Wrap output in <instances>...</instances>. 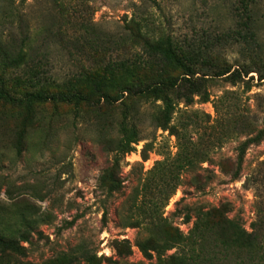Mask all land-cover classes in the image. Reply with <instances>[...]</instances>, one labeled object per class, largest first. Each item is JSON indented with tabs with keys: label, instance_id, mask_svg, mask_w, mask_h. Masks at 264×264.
Here are the masks:
<instances>
[{
	"label": "rangeland",
	"instance_id": "rangeland-1",
	"mask_svg": "<svg viewBox=\"0 0 264 264\" xmlns=\"http://www.w3.org/2000/svg\"><path fill=\"white\" fill-rule=\"evenodd\" d=\"M135 3L157 24L152 34H174L194 48L189 79L181 69L164 72L180 77L168 93L174 127L157 126L163 101L153 95L30 107L0 99V198L10 215L36 211L45 220L41 235L21 243L27 255H12V264H79L85 251L103 264H157L176 249L148 260L136 245L156 220L187 234L197 210L227 203L229 216L250 230L264 194V140L246 150L239 178L231 171L238 146L264 127V0L248 13L237 0H0V85L23 98L34 90L23 78L39 71L58 80L45 87L61 93V82L87 72L116 66L123 78L119 61L147 80L131 67L136 48L127 27ZM224 69L241 76H219ZM125 129L138 139L127 153ZM111 173L115 192L104 185ZM151 215L153 223L145 218Z\"/></svg>",
	"mask_w": 264,
	"mask_h": 264
},
{
	"label": "trees",
	"instance_id": "trees-1",
	"mask_svg": "<svg viewBox=\"0 0 264 264\" xmlns=\"http://www.w3.org/2000/svg\"><path fill=\"white\" fill-rule=\"evenodd\" d=\"M139 1L141 4L142 0ZM237 1L241 3L244 13H248L249 5L255 2V0ZM134 8L136 10H134L127 27L129 37L136 48V60L131 64V67L134 66L136 70L142 69L145 76L148 77L147 80H142L140 72L132 71L127 66V62L119 61L118 66L124 68L123 78L115 77L116 66H113L105 73L87 72L82 74L80 79L64 80L61 84L66 88L65 91L54 93L50 92L45 84L60 82L36 71L28 73L22 80L34 90L27 91L23 98H17L12 96L2 83L0 99L14 105L26 104L30 107L32 103L47 101L80 104L91 101L95 96L113 103L128 96L153 95L156 99L163 101L162 111L155 118L157 126L164 130H172L174 126H171V120L175 106L168 93L179 85L180 77L164 74V72L168 69H181L184 71L183 78L189 79L185 76L195 74L193 70L195 56L192 51L194 48L190 49L185 41H180L174 34L166 36L152 34L150 31H157L155 30L158 28L157 24H152L147 16L140 15L138 4L135 3ZM240 32L238 31L236 34L244 37ZM23 61L22 54L13 59V63L17 67ZM230 71V69H224L218 75L224 76ZM147 72L153 78L149 79ZM229 75L241 76L238 70ZM263 78L264 76L261 77V79ZM76 81L83 82L85 88L73 87ZM185 101L190 104L192 98L187 97ZM125 132L127 136L123 144L128 145L125 150L127 153L134 149L131 144L137 143L138 139H136V130L128 132L125 129ZM263 140L264 127L238 146L237 167L231 171L233 179L240 177L248 147ZM144 157L147 158L145 154ZM262 164L264 165V162ZM104 185L109 192H115L120 188L112 173L104 177ZM258 197L256 217L250 225V230L244 226L241 218L229 216L231 205L227 203L207 210L202 208L197 210L193 227L187 234L177 227L168 231V224L164 218L157 222L152 215L145 217L152 219L150 220L152 223L156 220L153 225L155 230L145 238H138L136 245L148 260H153L156 255L163 258L169 250L176 249V252L166 255L162 261L158 260L157 264H264V194H260ZM7 209V205L0 198V264H12L9 258L14 254L26 256L27 247L21 243L31 242L34 232L41 235L42 231L39 229V225L45 223V220H41L36 211L17 213V216H13L6 211ZM142 210L146 214V209ZM185 219L189 223L192 220V215L187 214ZM137 221L132 224L133 227H138L142 222ZM82 255L83 262L79 261L76 254L73 256V261H79V264H103L101 259L92 253L85 251ZM50 262L48 260L41 264H50ZM151 264L155 263L151 262Z\"/></svg>",
	"mask_w": 264,
	"mask_h": 264
}]
</instances>
